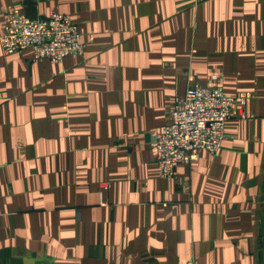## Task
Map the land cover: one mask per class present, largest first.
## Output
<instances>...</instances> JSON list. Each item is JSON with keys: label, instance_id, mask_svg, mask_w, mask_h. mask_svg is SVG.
<instances>
[{"label": "crops", "instance_id": "1", "mask_svg": "<svg viewBox=\"0 0 264 264\" xmlns=\"http://www.w3.org/2000/svg\"><path fill=\"white\" fill-rule=\"evenodd\" d=\"M78 25L83 55L0 42V264H264V0H0ZM246 99L172 180L153 137L198 83Z\"/></svg>", "mask_w": 264, "mask_h": 264}, {"label": "built area", "instance_id": "2", "mask_svg": "<svg viewBox=\"0 0 264 264\" xmlns=\"http://www.w3.org/2000/svg\"><path fill=\"white\" fill-rule=\"evenodd\" d=\"M0 42L5 55L30 48L33 61L48 59L54 64L62 63L71 55L85 53L78 25L70 15L55 10L48 17L36 19L23 11H14ZM211 80V85L196 83L177 97L171 123L153 137L151 146L156 151L158 171L163 179H174L180 165L198 161L204 151L217 155L227 138L226 123L234 112L239 119L247 117L246 99L228 95L220 84L219 75ZM192 264L203 263L195 260Z\"/></svg>", "mask_w": 264, "mask_h": 264}]
</instances>
